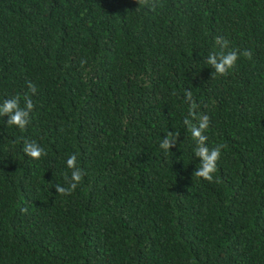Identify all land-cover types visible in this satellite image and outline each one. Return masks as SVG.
I'll return each instance as SVG.
<instances>
[{
    "label": "trees",
    "instance_id": "1",
    "mask_svg": "<svg viewBox=\"0 0 264 264\" xmlns=\"http://www.w3.org/2000/svg\"><path fill=\"white\" fill-rule=\"evenodd\" d=\"M136 7L0 0V101L34 104L25 129L0 117V264H264V0ZM217 37L252 58L216 74ZM186 91L225 146L212 182L194 174ZM73 154L85 175L60 195Z\"/></svg>",
    "mask_w": 264,
    "mask_h": 264
},
{
    "label": "clouds",
    "instance_id": "2",
    "mask_svg": "<svg viewBox=\"0 0 264 264\" xmlns=\"http://www.w3.org/2000/svg\"><path fill=\"white\" fill-rule=\"evenodd\" d=\"M138 7L141 4L148 5L149 0H136ZM136 7V8H138ZM216 44L219 46L218 51L211 52L206 58V63L215 70L218 75H226L228 71L235 67L236 61L240 55L251 59L252 53L249 50H232L229 49V41L222 37L216 38ZM28 88L31 92H35V86L28 82ZM185 100L190 103L188 116L185 117L183 123L191 133L192 139L195 141L194 155L199 158L200 166L196 168L194 174L196 177L202 178L209 182L213 181V174L217 171V161L221 156V149L225 146L218 144L213 148L207 146V137L204 135L205 130L209 127V117L207 115L197 116V104L192 100L191 91H186ZM34 107L31 98L25 94L23 97V107L21 106V97L12 96L11 98L0 101V117L7 116V125L16 126L25 129L29 123L30 113ZM191 117V119H189ZM196 120L197 123H193ZM180 133L169 131L161 140L160 147L165 151L177 144ZM22 151L33 160H39L47 153L36 141L24 140ZM66 166L71 170L70 176L65 174V184H55L56 193L69 196L77 188L85 175L84 171L77 166V157L75 154L70 155L66 160Z\"/></svg>",
    "mask_w": 264,
    "mask_h": 264
}]
</instances>
